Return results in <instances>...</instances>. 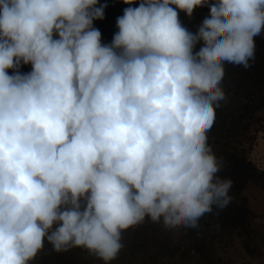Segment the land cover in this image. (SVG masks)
Masks as SVG:
<instances>
[{
	"label": "clouds",
	"instance_id": "1",
	"mask_svg": "<svg viewBox=\"0 0 264 264\" xmlns=\"http://www.w3.org/2000/svg\"><path fill=\"white\" fill-rule=\"evenodd\" d=\"M119 2L104 44L106 3L0 0V264L46 242L110 264L146 219L198 229L233 201L209 133L226 66L255 60L264 0ZM205 7L194 30L181 20Z\"/></svg>",
	"mask_w": 264,
	"mask_h": 264
},
{
	"label": "rangeland",
	"instance_id": "2",
	"mask_svg": "<svg viewBox=\"0 0 264 264\" xmlns=\"http://www.w3.org/2000/svg\"><path fill=\"white\" fill-rule=\"evenodd\" d=\"M249 157L264 170V128ZM225 211L229 219L201 218L198 229L167 230L150 221L133 227L123 233L125 246L110 264H264V187L249 182ZM57 264L104 262L82 250Z\"/></svg>",
	"mask_w": 264,
	"mask_h": 264
},
{
	"label": "trees",
	"instance_id": "3",
	"mask_svg": "<svg viewBox=\"0 0 264 264\" xmlns=\"http://www.w3.org/2000/svg\"><path fill=\"white\" fill-rule=\"evenodd\" d=\"M107 4L104 19L94 20L93 26L102 34V43L110 44L114 34L118 31L117 17L123 15L126 5L119 0H100L98 5ZM139 0L132 7H137ZM209 9L197 8L193 20L189 21L184 13H180L181 20L191 29H195L202 19L207 16ZM255 60L252 66L244 69L242 66H226L223 88L227 102H222L216 110L215 122L209 133V144L218 158L224 161V168L219 173L223 178H230L233 186L230 195L238 198L249 182L264 187V170L258 169L249 157V153L256 141L257 134L264 128V35L255 38ZM200 45H197V50ZM11 69L8 70L12 74ZM20 71H31V65H22ZM208 214L205 217L227 219L228 211L222 210L219 215ZM150 220L146 219L145 222ZM151 222V221H150ZM132 229V228H130ZM129 229V230H130ZM82 249H72L65 253H55L51 246L45 243L42 251L33 264H57L60 260L68 259Z\"/></svg>",
	"mask_w": 264,
	"mask_h": 264
}]
</instances>
